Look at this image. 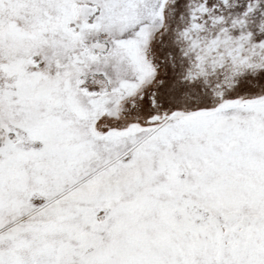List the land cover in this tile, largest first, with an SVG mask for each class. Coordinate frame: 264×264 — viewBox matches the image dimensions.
Masks as SVG:
<instances>
[{
	"label": "snow or ice",
	"instance_id": "snow-or-ice-1",
	"mask_svg": "<svg viewBox=\"0 0 264 264\" xmlns=\"http://www.w3.org/2000/svg\"><path fill=\"white\" fill-rule=\"evenodd\" d=\"M0 264H264V0H0Z\"/></svg>",
	"mask_w": 264,
	"mask_h": 264
}]
</instances>
